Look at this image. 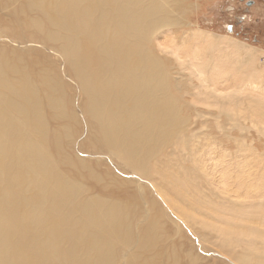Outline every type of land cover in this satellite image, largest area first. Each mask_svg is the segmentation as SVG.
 I'll use <instances>...</instances> for the list:
<instances>
[{
    "label": "bare ground",
    "instance_id": "bare-ground-1",
    "mask_svg": "<svg viewBox=\"0 0 264 264\" xmlns=\"http://www.w3.org/2000/svg\"><path fill=\"white\" fill-rule=\"evenodd\" d=\"M167 2L0 0V26L32 30L11 52L0 47V216L2 220L5 216L6 233L13 241L4 264H118L121 249L135 243L137 193H127L123 189L127 185L113 174H96L85 161L68 160L65 166L56 158L68 154L54 146L60 141L50 118L58 117L60 127H68V84L59 75L61 60L27 44L35 40L56 47L66 59V73L82 86L84 113L91 127L86 147L107 152L140 174L171 144L183 145L189 122L186 108L190 105L175 93L186 91L185 74L178 73V84L164 57L154 55L151 47L156 31L167 23L166 14L175 8ZM202 41L204 46L216 47L211 38ZM200 50L208 65L211 55ZM250 56L247 53L246 64H251ZM200 73L205 78L213 75L200 66L193 71ZM199 80L206 91L204 98L198 91V99L219 105L218 115L217 110L208 113L218 121L230 118L232 130L246 129V121L241 120L245 125L239 122L241 128L236 124L240 120L231 114L238 103L208 84L214 77ZM222 132L230 130L222 127ZM49 140L55 156L46 149ZM195 162L190 172L193 180L199 164ZM223 172L215 204L210 200L215 196L208 201L189 190L192 205L187 199H171L170 188L187 185L188 176H163L168 182L163 195L202 240L228 253L237 264H264V202L250 205L254 201H249L264 199V177L230 180V170ZM148 190L144 187L142 196L149 218L138 227V246L125 264H182L183 259L187 264H208L183 241L188 238L181 228L168 223L164 208ZM218 264L226 263L219 260Z\"/></svg>",
    "mask_w": 264,
    "mask_h": 264
},
{
    "label": "rangeland",
    "instance_id": "rangeland-1",
    "mask_svg": "<svg viewBox=\"0 0 264 264\" xmlns=\"http://www.w3.org/2000/svg\"><path fill=\"white\" fill-rule=\"evenodd\" d=\"M163 1H168L167 4L172 5V8L174 5L176 9L173 8L172 14L169 15L170 11L166 14L167 23L163 29L156 31L151 47L154 55L164 57L166 69H169L172 75H176L178 84H180L178 73H184L183 82L191 85L185 86L186 91L175 92L190 107H193L186 108V112L189 114V122L185 128L186 139L183 145L178 141L171 144L167 150L152 159L149 168L144 172L140 171V174L136 171H130L122 163L123 161L119 160L121 163L115 161L107 152L87 148L86 142L91 135L89 133L91 127L84 113L82 86L70 73H66V59L56 47L53 48L50 44H40V41L29 40L27 45L39 47L55 60H61L58 63L59 75L62 81L68 84V87L65 88L69 97L66 105L69 114L67 117L68 127L66 130L60 127L58 117L52 116L50 118L51 127L56 129V135L60 141L54 146L58 145L59 148L61 146L68 154V158L58 154L56 158L59 159L60 164L65 166L68 160L89 163L95 168L96 174L97 172L107 173L112 177L115 175L127 185L123 188L127 193H137L140 202L134 225L136 228L135 243L129 244L126 250L128 244L121 249L124 252L122 257H118V264H125L126 259L134 253L139 241L138 227L149 218L148 204L142 196L144 187L149 189L147 193L149 192L150 196H153L162 205L165 214L170 218L168 223L170 225L177 224L181 228L188 238L183 241L187 243V246H192L198 256L209 261L208 264H218L219 260L226 264H237L233 258H229L228 253L223 252L220 248L216 249V247L202 240L190 227L192 223L185 222L173 212L171 203L166 201L163 195V191L168 187L166 185L168 182L162 177L170 174L173 178L188 176L185 181L187 185L178 183L175 190L170 189L172 191L171 199L172 197L175 200L178 198L187 199L190 205H192L193 196L208 198V201L210 197L215 196L210 199L215 204L216 187L219 186L223 171L226 172L227 169L230 170L227 174L230 176L227 177L230 180L234 179L235 176L247 180L259 176L264 177V0ZM249 1H251V5L247 6L246 2ZM235 6H238L237 11L234 12L236 16L227 13L228 8ZM246 15L249 20H243L236 25L235 32H227V24L241 19L235 17L245 18ZM178 17H180V22L177 20ZM31 31H22L16 25L10 29L0 26V47L5 48L6 52H11L13 48L20 45L21 39L31 36ZM209 38L215 41L216 47L202 44L203 39L209 40ZM200 49L204 50L207 56L211 55V62L208 65L201 56L202 51ZM247 53H251L249 57L252 59L251 64H246ZM175 56H180L181 59ZM199 66L213 72L214 80L207 81L210 86L215 87L228 97L231 96L230 100L238 103L232 107L231 114L237 116L240 120L238 123L245 120V124L247 123L248 126L246 129L234 128L235 130H232L230 118H222L218 121L212 114L208 113V111L216 112L217 110L218 115L217 108L219 105H206L208 101L198 99V91H201L202 95L206 91L199 77L204 80L212 78H207L208 75L205 78L202 73L193 74V71ZM46 108L50 110L48 105ZM238 123L236 124L239 127L241 124L245 125L244 122L239 123L240 125ZM222 127L228 128L229 134H224ZM259 129L262 131L260 132ZM63 142L64 144H62ZM51 144L52 142L49 140L46 149L52 156H55ZM68 144L71 145L68 147ZM195 161L199 164L197 172L194 174L197 177L193 180L190 178V172H193L197 165ZM181 163L184 165L178 167ZM183 167L188 168V170ZM202 174L205 175L206 179L201 178ZM255 199L249 200L250 202L254 201L250 205L264 202V199ZM112 203L117 206L116 202L112 201ZM133 203H128V205H133ZM212 215L216 216L215 214ZM2 218L0 216V264H4V256L13 251L9 248L13 241L9 242L10 239L6 233L5 216L3 220ZM215 223L214 225H218ZM218 227L220 226L218 225ZM210 230L208 228L207 231ZM175 240L180 239L175 238ZM189 242L193 245H190ZM191 256L194 257L193 254ZM187 257L188 255H185V258ZM182 264H187L184 259Z\"/></svg>",
    "mask_w": 264,
    "mask_h": 264
},
{
    "label": "flooded vegetation",
    "instance_id": "flooded-vegetation-1",
    "mask_svg": "<svg viewBox=\"0 0 264 264\" xmlns=\"http://www.w3.org/2000/svg\"><path fill=\"white\" fill-rule=\"evenodd\" d=\"M246 5L247 6H250L251 5V1H249V2H246ZM237 9H238V6H235V7H230V8H228V12L227 13H230L232 16H236V13H234V12H236L237 11ZM248 15V14H247ZM247 15H246V17L244 18V17H235V18H238V19H240L239 21L237 20L236 22H230L229 24H227L226 26V30H227V32L228 33H231V32H235V28H236V25H238L239 23H241L243 20H249L248 18H247Z\"/></svg>",
    "mask_w": 264,
    "mask_h": 264
}]
</instances>
